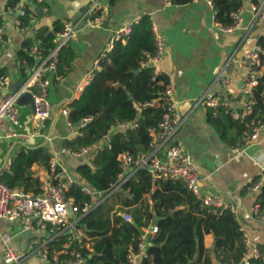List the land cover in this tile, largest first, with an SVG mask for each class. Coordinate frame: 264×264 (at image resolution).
<instances>
[{
	"label": "trees",
	"instance_id": "1",
	"mask_svg": "<svg viewBox=\"0 0 264 264\" xmlns=\"http://www.w3.org/2000/svg\"><path fill=\"white\" fill-rule=\"evenodd\" d=\"M193 1L172 0L177 6ZM15 3L16 0H10V7ZM212 3L216 22L223 28L235 25L232 14L244 6V0H212ZM253 3L260 5L259 0H253ZM28 21L25 20L26 23ZM62 28L59 23L55 24V31L43 27L35 38L24 42L17 53L23 83L28 77L26 70L38 62L31 54L33 48H38L47 57L54 48L56 32ZM258 45L264 49V37ZM155 52L153 23L149 16H142L140 22L133 25L126 42L116 41L114 49L101 59V69L94 72L81 97L67 107L68 120L72 126L78 127L79 135L64 140V148L77 153L85 147L105 144L108 135L110 138V146L104 145L94 160L80 167L81 175L89 185L104 193L102 202L82 219L94 240L88 264H129L128 254L131 249L137 253L138 238L154 223L155 214L162 219L146 251L147 256L142 257L140 264H213L214 258L220 264H243L249 250L238 217L230 210L214 213L185 184L154 180L142 169L116 189L122 172L119 155L129 152L136 156L148 151L149 129L157 127L165 113L161 95L170 85V79L165 74L157 75L154 66H142L147 54L154 55ZM74 62V51L64 48L59 56L56 75L64 76ZM262 64L264 66V56ZM255 98L257 104L251 118L264 119V74L255 90ZM154 101H157L154 106L146 105ZM206 121L226 146L234 147L240 141L243 125L224 109L218 112L207 110ZM121 124H130L131 127L117 130ZM233 130H236L237 137H232ZM50 160L46 146L23 148L14 157L10 170L3 173L2 182L12 189L39 193L42 184L33 177L31 169L35 164L48 169ZM260 179L256 178L249 186ZM81 187V184L75 186L68 195L80 205L92 202ZM147 196H150L151 203ZM256 205L259 206L258 215L264 216V186L257 196ZM125 211L132 213L133 223L125 222L119 215ZM208 235L216 240L214 250L205 246ZM249 264H264V250L260 249L259 257L250 258Z\"/></svg>",
	"mask_w": 264,
	"mask_h": 264
},
{
	"label": "crops",
	"instance_id": "2",
	"mask_svg": "<svg viewBox=\"0 0 264 264\" xmlns=\"http://www.w3.org/2000/svg\"><path fill=\"white\" fill-rule=\"evenodd\" d=\"M9 1L0 0V19L7 28L6 42L0 48V72L8 79L11 92L25 83L22 82L17 53L27 39L35 38L43 27L55 31L57 23L63 27L65 21L82 22L79 33L67 47L75 53L72 68L61 77L49 74L47 99L53 113L46 121L42 135L34 136L38 124L28 105L20 107L21 137H13L11 131L0 130V171L10 170L14 157L21 149L42 146L49 138L45 146L51 158L58 161L60 169L79 184L89 185L81 175L80 167L91 161L90 152L84 155L63 152L62 142L76 138L79 131L78 127L69 125L68 117L62 114V110L81 97L94 72L101 69L100 62L113 30L132 23L137 17L149 16L154 31L166 45L165 56L157 68L168 75L172 99L185 118L176 137L199 167L205 191L221 196L228 206L237 208L238 220L248 235L251 247L264 250V219L254 212L260 192L245 189L247 184L264 176V134L256 145L236 154L221 142L207 123V111L203 106L195 105L208 91H224L227 92L226 101L232 107L242 106V84L247 74L243 66L245 52L259 46V40L264 37V18H257L253 0H244L242 22L232 31L225 30L216 22L212 0H194L185 6H177L172 0H101L103 9L108 12L107 23L102 27H92L82 20L93 0H32L37 8L36 20L26 36L19 35L20 32L14 29L16 14L10 11ZM221 76L230 81L229 86L224 87L219 79ZM28 117H31L29 127L36 144L23 147L19 143L30 138L26 131ZM116 129L123 130L120 127ZM231 135L237 137L236 130L231 131ZM31 170L41 184L48 179L45 167L35 164ZM147 199L151 203L150 196ZM24 225V220L0 225V264H5L2 245L5 234L10 235V245L16 251L26 254L21 264H48L33 255L32 244L35 240L48 238L50 234L37 227L26 230ZM215 243L212 235L205 237L207 248L214 250ZM213 264L220 263L214 258Z\"/></svg>",
	"mask_w": 264,
	"mask_h": 264
},
{
	"label": "built area",
	"instance_id": "3",
	"mask_svg": "<svg viewBox=\"0 0 264 264\" xmlns=\"http://www.w3.org/2000/svg\"><path fill=\"white\" fill-rule=\"evenodd\" d=\"M212 3V1H211ZM260 5L254 4L253 11L257 18H264V0H259ZM10 11L16 14L17 31L26 36L35 23V12L37 8L32 0H16ZM242 9L232 14L235 25L224 28L232 31L240 26L242 22ZM108 12L101 5V0H93L88 8L83 21L92 27H102L107 23ZM28 19V23L25 20ZM141 17H137L132 23L126 24L113 30L110 42L104 52L103 57L109 54L116 41L126 42V38L132 31L134 24L140 22ZM81 21V20H80ZM82 22V21H81ZM81 22L65 21L63 28L54 39V48L45 57L38 48H33L31 54L35 56L38 63L32 69H27L28 78L24 85L16 91H9V81L0 77V130L11 131L13 137H21L22 115L18 100L25 93H31L36 105V115L34 120L38 127L34 136H41L46 128V121L51 118L53 107L48 102V87L50 81L49 74L57 73L59 56L64 48L69 47L73 38L80 30ZM7 28L4 22L0 23V48L6 42ZM156 52L154 55L147 54V60L142 62L143 67L154 66L156 74H165L157 68V64L165 56V41L154 31ZM264 49L256 46L245 52L243 66L247 74L242 84V106L232 107L226 101L227 92L208 91L201 99L195 102L196 107L203 106L207 110L218 112L224 109L228 115L243 125V133L240 141L231 150L236 154L244 153L248 148L256 145L264 134V119L251 118L254 107L257 104L255 90L260 85L263 76L264 66L262 64ZM21 65V62H19ZM167 75V74H165ZM168 76V75H167ZM224 87L230 85L227 78H219ZM161 99L165 102V113L159 125L149 129L151 138L149 150L134 156L129 152L119 155L118 161L121 164L122 172L119 175V188L126 183L138 170H146L154 179L181 182L200 200V202L214 213L222 214L225 210H230L237 215V208L228 206L223 198L206 192L201 185L202 177L199 167L193 162L185 145L177 139V134L182 128L185 118L181 115L178 105L172 99V89L170 85L162 93ZM157 101L146 104L154 106ZM62 114L69 116L68 109H63ZM69 125L71 123L69 122ZM135 127L136 125H132ZM118 127L128 129L130 124H121ZM112 132V131H111ZM110 132V133H111ZM21 139V138H19ZM105 144L101 146L85 147L74 153L67 148H63L64 153L84 155L90 152L91 160H94L98 151L104 146H110L109 135L105 138ZM48 170V179L42 183L39 193L34 191H24L12 189L2 182L3 172L0 171V225L4 222H16L24 220L25 229L40 228L47 231L50 236L43 240H35L32 244L33 255L48 264H88L90 253L94 249V240L90 236L86 225L82 224V219L98 206L104 198V193L96 191L89 185H81L82 192L89 196L92 202H85L83 205L77 203L74 197L69 196V192L79 183L65 174L55 158H51ZM264 186V176L253 186L246 185V189L254 192H261ZM115 189V190H116ZM114 192V191H113ZM254 212L258 215L259 206H254ZM119 215L125 222L133 223V215L130 212H120ZM264 219V216H259ZM245 236V244L249 252L243 264H249L252 257L260 256V247H251L248 235L242 228ZM158 232V226L154 224L143 230L138 238V251L132 249L127 256L129 264H140L142 257L147 256L146 251L151 240ZM11 237L8 234L2 236L4 248L5 264H21L26 258V254L16 251L10 245Z\"/></svg>",
	"mask_w": 264,
	"mask_h": 264
},
{
	"label": "water",
	"instance_id": "4",
	"mask_svg": "<svg viewBox=\"0 0 264 264\" xmlns=\"http://www.w3.org/2000/svg\"><path fill=\"white\" fill-rule=\"evenodd\" d=\"M18 105L20 107H23V106H30L31 110H32V115H36V105H35V100L32 96L31 93H25L23 94L20 99L18 100ZM55 116H57V114L55 113ZM31 123V117H28V121L26 123L27 127H26V131L28 133V135L30 136V138L25 141V142H20L19 144L22 145L23 147H29V146H34L36 144V139L35 137L32 135V132H31V129L29 127V124ZM55 128H53L54 130ZM49 138H47V141H48ZM47 141L44 142V144H42V146H39V147H43L47 144ZM10 154H8L7 156V159L9 158ZM162 218L158 217L156 214H155V221H154V225L155 226H158L159 224V221L161 220ZM126 248H128V246H126ZM194 264V263H193Z\"/></svg>",
	"mask_w": 264,
	"mask_h": 264
},
{
	"label": "rangeland",
	"instance_id": "5",
	"mask_svg": "<svg viewBox=\"0 0 264 264\" xmlns=\"http://www.w3.org/2000/svg\"><path fill=\"white\" fill-rule=\"evenodd\" d=\"M10 25H12V23H10ZM14 29L17 30V29H16V26H14ZM19 35L23 36L22 33H19Z\"/></svg>",
	"mask_w": 264,
	"mask_h": 264
}]
</instances>
